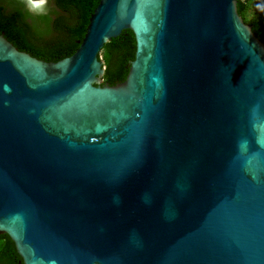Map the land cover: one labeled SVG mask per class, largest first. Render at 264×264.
Listing matches in <instances>:
<instances>
[{
    "label": "water",
    "instance_id": "obj_1",
    "mask_svg": "<svg viewBox=\"0 0 264 264\" xmlns=\"http://www.w3.org/2000/svg\"><path fill=\"white\" fill-rule=\"evenodd\" d=\"M0 234L23 264H264V42L237 0H99L57 61L1 31Z\"/></svg>",
    "mask_w": 264,
    "mask_h": 264
},
{
    "label": "trees",
    "instance_id": "obj_2",
    "mask_svg": "<svg viewBox=\"0 0 264 264\" xmlns=\"http://www.w3.org/2000/svg\"><path fill=\"white\" fill-rule=\"evenodd\" d=\"M54 9L45 15L27 10L22 0H0V33L19 50L46 61L70 56L81 41L99 0H49ZM264 0H237V12L264 42ZM136 42L131 30L106 41L100 51L105 67L103 83L122 81L134 59ZM0 264H23L13 241L0 234Z\"/></svg>",
    "mask_w": 264,
    "mask_h": 264
},
{
    "label": "clouds",
    "instance_id": "obj_3",
    "mask_svg": "<svg viewBox=\"0 0 264 264\" xmlns=\"http://www.w3.org/2000/svg\"><path fill=\"white\" fill-rule=\"evenodd\" d=\"M28 11L37 14L45 15L47 12L46 6L48 0H22Z\"/></svg>",
    "mask_w": 264,
    "mask_h": 264
},
{
    "label": "rangeland",
    "instance_id": "obj_4",
    "mask_svg": "<svg viewBox=\"0 0 264 264\" xmlns=\"http://www.w3.org/2000/svg\"><path fill=\"white\" fill-rule=\"evenodd\" d=\"M46 9L47 10L48 9H54V5L50 1H48L47 6H46ZM263 12H264V8H263ZM263 16H264V13H263Z\"/></svg>",
    "mask_w": 264,
    "mask_h": 264
},
{
    "label": "flooded vegetation",
    "instance_id": "obj_5",
    "mask_svg": "<svg viewBox=\"0 0 264 264\" xmlns=\"http://www.w3.org/2000/svg\"><path fill=\"white\" fill-rule=\"evenodd\" d=\"M49 1V0H48Z\"/></svg>",
    "mask_w": 264,
    "mask_h": 264
}]
</instances>
